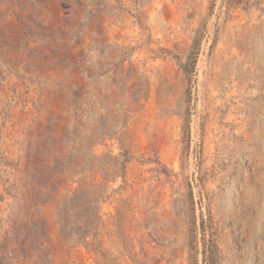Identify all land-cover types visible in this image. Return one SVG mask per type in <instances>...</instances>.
Wrapping results in <instances>:
<instances>
[{"label": "rangeland", "instance_id": "obj_1", "mask_svg": "<svg viewBox=\"0 0 264 264\" xmlns=\"http://www.w3.org/2000/svg\"><path fill=\"white\" fill-rule=\"evenodd\" d=\"M0 264H264V0H0Z\"/></svg>", "mask_w": 264, "mask_h": 264}, {"label": "trees", "instance_id": "obj_2", "mask_svg": "<svg viewBox=\"0 0 264 264\" xmlns=\"http://www.w3.org/2000/svg\"><path fill=\"white\" fill-rule=\"evenodd\" d=\"M196 44L188 54L186 61L181 65L183 72L189 76L196 59ZM86 149V147H85ZM70 160H72V168L79 167L86 171H91L94 155L92 152L88 154V150L72 151ZM73 156V157H72ZM84 164H81L83 163ZM69 167V166H68ZM70 169L69 168H66ZM67 170H62V173ZM121 177H123L124 165L117 169ZM97 192L93 185L81 184L69 196L62 200V222L68 223L69 217L73 216L83 226L78 232L87 238L94 236L96 226L100 222V211L97 200ZM77 232V233H78Z\"/></svg>", "mask_w": 264, "mask_h": 264}]
</instances>
